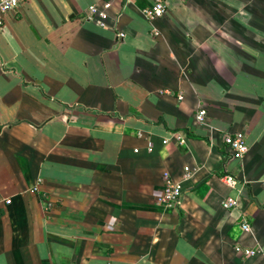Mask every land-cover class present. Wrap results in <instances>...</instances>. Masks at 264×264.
Here are the masks:
<instances>
[{
	"label": "crops",
	"instance_id": "1",
	"mask_svg": "<svg viewBox=\"0 0 264 264\" xmlns=\"http://www.w3.org/2000/svg\"><path fill=\"white\" fill-rule=\"evenodd\" d=\"M106 1L0 26V264H264V0Z\"/></svg>",
	"mask_w": 264,
	"mask_h": 264
},
{
	"label": "built area",
	"instance_id": "2",
	"mask_svg": "<svg viewBox=\"0 0 264 264\" xmlns=\"http://www.w3.org/2000/svg\"><path fill=\"white\" fill-rule=\"evenodd\" d=\"M24 0H0V26L5 24L6 17L9 13L13 12L18 8V6ZM115 0L106 1L103 6L98 4H93L89 8L87 18L92 20H99L101 23L103 19L107 18V9H109ZM169 0H153V2L142 9V12L146 18L149 20H154L158 17L163 16L168 11ZM156 35L158 32L155 30ZM124 36V34H121ZM205 111L201 109L197 113V119L199 122L205 121ZM169 139H165V142H168ZM225 143L227 144L230 152L237 158H242L250 150L246 135L243 132H236L234 134H228L224 138ZM192 175V168L190 166L185 167L184 179L190 178ZM227 180L234 184L235 179L231 175L226 176ZM183 194V184L182 182H177L172 179L169 173L165 175V187L161 195H158L157 202L159 204H164L166 206H178L180 205L181 198ZM7 202H11L8 200ZM236 204L235 201L227 200L224 205L226 207H231ZM1 211V210H0ZM243 227L245 230L250 231L251 227L248 222H243ZM238 250H243L245 254L251 255L256 251L254 249H245L238 247Z\"/></svg>",
	"mask_w": 264,
	"mask_h": 264
}]
</instances>
